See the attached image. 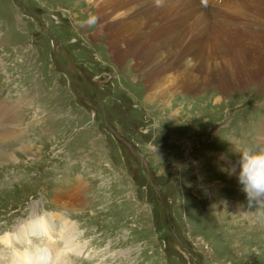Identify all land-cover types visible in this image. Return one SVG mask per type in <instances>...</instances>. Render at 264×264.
<instances>
[{
	"label": "rangeland",
	"instance_id": "rangeland-1",
	"mask_svg": "<svg viewBox=\"0 0 264 264\" xmlns=\"http://www.w3.org/2000/svg\"><path fill=\"white\" fill-rule=\"evenodd\" d=\"M99 2L0 0V132L12 136L0 143V235L51 211L55 245L53 216L77 225L84 251L61 255L68 264H264V226L235 215L246 194L239 172L221 170L239 166L231 141L263 144L264 73L224 96L201 84L193 94L148 88L134 61L110 52V34L84 24Z\"/></svg>",
	"mask_w": 264,
	"mask_h": 264
},
{
	"label": "bare ground",
	"instance_id": "bare-ground-1",
	"mask_svg": "<svg viewBox=\"0 0 264 264\" xmlns=\"http://www.w3.org/2000/svg\"><path fill=\"white\" fill-rule=\"evenodd\" d=\"M207 1L100 0L96 36L109 33L110 52L120 63L134 61L147 74L148 88L165 91L170 84L173 91L179 88L193 94L201 84L218 88L224 96L258 84L264 73V0H211L206 8L202 4ZM0 123L5 121L0 119ZM11 137L9 131H1L0 143ZM42 217L38 227L45 233L38 237L28 223L5 235L4 243L24 246L26 251H13L10 257L1 253L0 264H47L50 256L54 264H68L61 255L83 253V247L75 246L79 239L76 223L60 214L52 217L59 223L55 245L56 232L47 215ZM32 236L43 243L32 241Z\"/></svg>",
	"mask_w": 264,
	"mask_h": 264
},
{
	"label": "clouds",
	"instance_id": "clouds-1",
	"mask_svg": "<svg viewBox=\"0 0 264 264\" xmlns=\"http://www.w3.org/2000/svg\"><path fill=\"white\" fill-rule=\"evenodd\" d=\"M97 22L95 16H90L84 24L94 25ZM229 143V142H228ZM234 152L240 154L238 160V181L241 191L246 194L247 204L242 205L235 214L249 220L253 224L264 226V144L253 146H241L238 140L230 142ZM229 175L236 173V165L231 168H222Z\"/></svg>",
	"mask_w": 264,
	"mask_h": 264
}]
</instances>
